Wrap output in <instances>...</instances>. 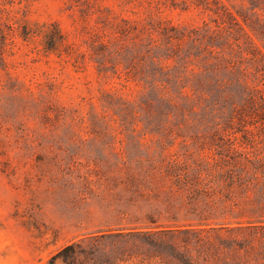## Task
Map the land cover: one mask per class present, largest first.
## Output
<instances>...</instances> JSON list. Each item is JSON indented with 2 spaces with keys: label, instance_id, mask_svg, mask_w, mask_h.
Masks as SVG:
<instances>
[{
  "label": "trees",
  "instance_id": "obj_1",
  "mask_svg": "<svg viewBox=\"0 0 264 264\" xmlns=\"http://www.w3.org/2000/svg\"><path fill=\"white\" fill-rule=\"evenodd\" d=\"M29 1L0 0L4 67L7 40L40 36L42 55H54L61 68L80 72L91 62L98 80L117 79L120 90L131 91L100 89L102 111L91 120L153 127L147 134L172 135L176 126L211 130L191 136L210 142L196 156L162 161L121 182L131 194L127 202L150 207L139 224L74 239L48 264H264V0H141V20L122 23L98 7L84 51L57 23L30 26L20 8ZM91 3L68 0V7H78L86 21ZM167 7L209 21L173 24L159 16ZM55 80L38 83V94L24 88L44 123L83 121L76 109L53 102Z\"/></svg>",
  "mask_w": 264,
  "mask_h": 264
},
{
  "label": "rangeland",
  "instance_id": "obj_2",
  "mask_svg": "<svg viewBox=\"0 0 264 264\" xmlns=\"http://www.w3.org/2000/svg\"><path fill=\"white\" fill-rule=\"evenodd\" d=\"M120 1L96 0L93 4L91 0L86 21L78 7H68V0H30L20 8L30 26L57 23L84 51L83 42L90 41L100 15L98 7L116 23L144 16L146 2ZM159 16L180 25L209 21L207 14L168 7L161 8ZM40 40V36L7 40L6 67L0 62V264H48L74 239L139 224L150 207L141 199L127 202L131 194L121 182L129 175L142 177L162 161L181 162L190 154L196 156L202 152L201 143H210L208 137H191L211 131L204 126H176L172 135L167 131L147 134L153 127L91 120V115L102 111L97 100L100 89L131 91L120 90L117 79L98 80L91 62L80 72L71 65L61 68L54 55H42ZM53 77V102L76 109L83 121L67 119L56 126L44 123L38 111L42 108L24 88L38 94L37 84ZM116 196L124 198L110 202ZM124 210L127 216L119 213Z\"/></svg>",
  "mask_w": 264,
  "mask_h": 264
}]
</instances>
